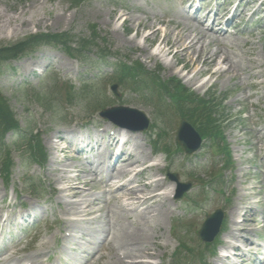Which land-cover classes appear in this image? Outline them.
Instances as JSON below:
<instances>
[{
	"label": "rangeland",
	"instance_id": "obj_1",
	"mask_svg": "<svg viewBox=\"0 0 264 264\" xmlns=\"http://www.w3.org/2000/svg\"><path fill=\"white\" fill-rule=\"evenodd\" d=\"M34 1L0 0V47L17 43L35 32L69 31L72 35L82 38L90 35L92 26H95L99 35L97 44L101 46L104 41L108 45L106 47L109 48L108 51L112 58L103 61V63L95 64V67L92 68L80 59L70 57L63 49L43 46L32 54L7 62L2 67L0 92L8 99L19 123L25 128L24 133L27 132L28 134L31 130L32 133H41L40 137L47 148L48 161L43 167L35 163L23 166L22 160L27 155L15 150L12 152L13 168L8 183L2 178L0 170V219H2V222L0 221V264L1 260L9 255L12 258H19L34 252L43 241L48 240L50 242L51 249L53 248L50 253L54 251L55 245L61 247V244L65 242L66 231L62 220L70 216L64 214L65 201L61 199L59 191L66 185H74L75 181L72 177L70 180L59 181L51 168L54 167L57 172L62 173L65 164H71V176L77 174L91 181L90 177L81 172L86 168V164L83 162L84 157L90 156L93 161V168H96L98 174L106 180L103 184H107L109 179L116 182L120 180L115 175L110 178L109 173H107L109 168L105 167L108 155L104 150L101 149L99 152L94 150L80 156L73 151L62 150L67 142L57 138L56 133L59 131L65 135V131L78 128L80 131L93 135L95 128L102 126L106 128L103 133L109 134V129L112 126V128L116 127L111 121L100 116V112L96 109L98 103L92 102L94 100L92 91L85 93L84 96L82 94L83 97H78L79 99H74L69 107L62 103L68 100L66 97L61 98V103H53L49 109L43 107L33 98V93L34 91L45 92V88L51 85L55 77L77 87L81 86L83 80H87L88 84L96 90L99 97L98 102L101 104L108 105L107 107L124 104L138 108L152 122L149 129L142 132L134 131L133 135L139 138L141 144L135 151L138 153L137 149L143 148L145 152L139 153L141 155L153 151L148 162L161 165V171L155 174L153 171V175L166 183L165 188L171 195L166 206L170 205L173 213L169 217L164 216L160 219L165 239L160 240L162 245L157 247L156 252H159L161 257L152 256L146 258L147 260L151 261L152 264H203L204 261L207 264H218L219 252L222 251V244L225 245L224 235L226 232L229 233L231 229V211L238 204L242 190L244 193H251V189H242V187H247L253 181L255 182L253 179L255 176L260 185L256 189L257 194L254 198L257 201L258 222L255 225V231L249 235L255 240L257 247L264 246V85L257 87L250 85L254 82L257 83V81L264 82V78H255L253 75L249 77L248 75L251 63L254 66L255 58L264 60V18L261 19L260 15L258 18L254 16L248 20L249 14H246L230 22L232 23L231 26L236 27L232 28V31L236 33L230 37L234 47H230L225 52H229L232 60L239 66L246 67L245 70H240V75L233 79H228V75L213 76L207 81L210 74H204L194 85L183 74L186 73V70L193 71L201 64L197 63L192 68L182 72H179L180 66L183 65L182 62L173 68L167 67L165 62L172 61L171 56L162 58L154 55L159 50L152 40H146V36L150 32L148 25L155 21V17L156 19L165 18L169 13L170 18L176 21H184L183 14H181L184 8L188 10L189 14H193L196 5L185 7L182 6L180 0H85L76 6L73 0H38L35 4ZM220 1L222 2V0ZM202 2L204 3V1ZM214 4L215 2L211 7H214ZM57 15L61 16L58 20L56 19ZM18 16L24 18L32 16L35 19L45 17L46 22L26 24L21 27L19 21L7 20V18ZM228 17V14L225 15L223 21L226 22ZM198 18H201V15H198ZM157 25L162 27L156 36L158 39L162 37L164 27L162 24ZM204 26L210 27V23L206 19ZM198 31L196 30L195 33ZM104 36L105 39H103ZM132 38L134 41L131 40ZM245 39L254 42L255 47H252L250 42L246 43ZM215 44L221 46L219 42H215ZM211 48L214 46L211 45ZM96 50L94 49L90 54L91 58H96ZM117 58L121 61H117ZM137 60L141 61L147 70L154 72L161 80L181 79L182 83L196 92L197 95L213 93L217 102L222 100L218 110L223 114V117L220 118L218 124L223 128L224 144L231 151L232 163L230 165L225 164L228 158L226 155L218 154L216 157L213 150L205 153V155H190L191 157L187 158L184 157L183 153L175 151L174 130L179 126L181 115H175L177 109L174 105L169 108L168 116L158 118L154 103L145 101L142 97L143 94L132 91L130 87L113 77L116 64H120L122 61H127L129 64ZM28 62L35 63L29 71L27 70ZM88 62H93V60ZM209 68L214 69V66L210 65ZM262 69L264 70V65ZM241 75L247 76L245 84L240 79ZM201 83L206 84L203 88H198L197 85ZM247 83L250 87L246 85ZM113 84H118L117 93H114L110 88ZM248 94H252V97L244 100L241 105H237L238 102L233 101L243 99ZM215 104L218 105L216 102ZM99 106L101 105H98V108H100ZM200 122H204V120L202 119ZM117 129L119 128L117 127ZM256 129H262L260 140H258L257 132L254 133ZM16 136L18 137L13 132H9L7 140L17 142L19 140ZM23 141L26 143V139ZM160 141H162V147L166 143H170L176 154L171 158H167L162 153L154 154L156 152L154 146ZM97 153L100 154L97 155ZM110 159L115 164L114 159L111 157ZM110 159L108 165L111 164ZM208 164H211L210 171L207 167ZM97 166H101L103 169H98ZM168 166L170 167L168 168ZM168 170L179 173L181 181L192 183L189 195L177 199L173 193H170L172 185H169L170 179L165 176ZM241 170L248 171L245 175ZM221 173L223 182L218 184V188L221 190L214 192L212 189H207L205 181L211 180ZM241 173L244 176L241 177ZM129 177L130 174L124 176V179ZM218 178L216 177L214 180L217 181ZM244 179H247L248 182H242ZM140 183L141 181H135V185ZM33 184L37 189L33 190ZM95 187L89 190L87 194L98 197V200L103 202V206L105 203L108 204L111 209L107 208L106 210L110 214L114 213L113 210L121 205L113 198L110 187L104 186L101 189ZM84 188L87 189V187ZM127 204L128 201L125 202L126 207H128ZM222 206L227 208L228 215L226 229L217 242L219 249L212 253L202 252L203 248L200 244H204L197 237V229L205 217L203 215ZM24 209L38 210L42 217L38 216L40 220L37 226L20 231L25 225L29 226L32 221L20 218ZM106 210L102 211L100 215L104 218L93 219L94 216H91L79 221L76 232L84 228L90 236L101 238V233L96 231L104 225V219L107 220L105 217ZM138 213L130 212L129 214L133 218ZM199 214L198 222L193 223L192 220ZM249 214L250 212L247 213V216ZM6 219L9 220L4 222ZM11 231H14V234ZM85 238L78 240L86 244L88 237L85 236ZM70 240L72 237L71 239L68 238V241ZM182 241L186 243L187 249H190L189 252L185 251V246L179 248ZM49 251L43 255L44 260L47 259ZM110 251L109 247L102 245L101 253H104L105 256L98 258L93 264H115L109 260ZM107 260L109 261L106 262ZM112 260L114 261V257ZM21 264L26 263L21 262Z\"/></svg>",
	"mask_w": 264,
	"mask_h": 264
},
{
	"label": "bare ground",
	"instance_id": "obj_2",
	"mask_svg": "<svg viewBox=\"0 0 264 264\" xmlns=\"http://www.w3.org/2000/svg\"><path fill=\"white\" fill-rule=\"evenodd\" d=\"M36 2H38V0H35L34 4ZM181 2L193 3L195 0H181ZM231 4L232 0H225L219 5L216 12H213L209 8H205L204 6L206 12L205 17H210L212 24L221 26L223 23L221 14L223 12L230 13V19L228 20L230 21L246 14L247 11L251 9L252 5L255 6V9L251 13V17L264 11V1L259 4V0H240L239 5L232 13L230 9ZM200 10H203V7L197 8L196 12ZM181 14H183L184 21H176L173 18H170V14L168 13L165 18L156 19L155 17V21L148 25L150 32L149 35L146 36V40H152L155 43L159 50L156 55H160L162 58L170 56L172 58V61L165 62L167 67L173 68L182 62L183 65L180 66L179 69V72H182L185 69H190L197 63H200L201 67H196L193 71L183 74V76H186L188 81L194 85L197 84L198 79L206 73L210 74L211 77L228 75V79H233L240 75V70H245V66H239L232 60L229 54L224 51L225 49H228L227 47L233 46L232 41L228 42L226 28L223 33H217L210 28L204 27L202 21L197 19L194 14H189L188 10H183ZM116 17L119 16L116 15ZM60 18V15L56 16L57 20ZM7 20L14 22L19 21V26L21 27L26 24L29 25L46 22L45 17L35 19L32 16L29 18L18 16L7 18ZM157 24H162L164 27L163 35L158 39L156 36L162 30V27ZM200 26L203 28H200ZM196 30L199 31L195 33ZM131 40L134 41L133 38ZM215 42H221L222 46L216 45ZM245 42H250L251 46L255 47L254 42L249 41L248 39H245ZM211 45L214 46V48H211ZM144 49L147 50V48ZM218 59L221 60L220 63L218 62ZM254 60V66L251 64L248 75H253L255 78H264V70L262 69L264 60L261 61L260 58H255ZM34 65L35 63L28 62L27 70L29 71ZM210 65H213L214 69H210ZM240 79L243 83L246 80L245 77H241ZM205 84L206 83H202L197 86L198 88H203ZM250 85L255 87L264 85V83L257 82ZM250 96L251 95L249 94L246 98H249ZM241 100L242 99H235L233 101L240 103ZM262 129H256L254 132H257V135L259 136L258 140L262 137ZM76 131V129H69L65 131V135L62 134L63 132L61 131L56 133L57 138H60L61 141L67 142L62 150L66 152L74 151L78 148V145L85 146L86 144H91L92 141H99V147H103L102 150L108 152L107 163L109 162L110 157H113L112 159L117 163L115 165H108L106 163L105 168H109L107 173H109L110 178L115 175L116 178L122 179L118 182L109 179L107 183L110 187V191L113 193V198L119 202L121 206L118 207L116 205L118 208L113 210L114 213L110 214L109 211L106 210L107 208H109V210L111 209L108 204L105 203V206H103V202H100L98 197H93L92 195L87 194L89 189H85L84 187L100 185L103 182L102 178L99 179L97 169L93 168V161L89 157L87 163L91 164V167L84 169L81 172H84V174L90 177L91 181H88L85 177L76 176V174V177H74L75 184L71 186L66 185L63 188H60L59 191L60 197H62L61 199L65 201V208L63 210L64 214L70 216L67 219H63L65 225L64 229L65 231H69L67 242L63 247V254L67 256L70 264H87L88 262L93 264L98 258L105 256L104 253H101V246L106 245L111 250V257L109 260L115 264H152V262L146 258L152 256L161 257V254L156 251L157 247L159 245L161 247L162 245L160 240L165 239L160 219L164 216L169 217L173 213L171 206H166L167 202L170 201L169 192L165 188L166 183L155 178L153 175V171L154 174L160 171V166H154L148 163L150 157L149 154L141 155L135 151L137 147L141 146V144L139 138L135 137L130 131L117 129L116 134L113 138L111 137L110 143L107 142V144L106 142L103 143L101 141L102 134L100 132L95 134V139L93 140L90 137H85V134H76ZM68 134H73V137L69 139L66 138V135ZM119 137L124 139V143L120 149H116L119 144V141H117V138ZM83 149L84 148H78L76 151L78 154H81ZM99 154L100 153H97V155ZM97 168L99 169L102 167L97 166ZM51 170L55 172L59 181H63L64 179L70 180L71 175L69 173L71 171V164H65L62 173L57 172V169L54 167L51 168ZM243 173L245 172L243 171ZM243 173H241V177L244 176ZM128 174L131 176L124 179V176ZM144 180H146V182H143ZM135 181H141V183L135 185ZM242 182H245V179ZM169 185H171V183H169ZM251 188L256 189L257 185L254 183ZM256 193L257 192H255V194ZM245 195L246 193H242L239 196V198L242 199V202H247V197ZM126 201H128V207L125 206ZM244 209L245 208L238 203L231 212V229L229 233H226L225 235L226 243L224 245L228 253L220 255L221 257L218 259V264H247L250 260L248 253L251 251L241 249L239 244L246 245L248 249L254 247L255 242L252 241L251 238L249 239V235H247L248 232H253L254 228H246L249 225L246 223H256V219L254 216L243 218V216L246 215L242 212ZM105 210V217H107V220L105 221L104 219V225L96 231L101 233V238L90 236L85 232L84 228H81L76 232V226L79 221L88 219L91 216H94L93 219L101 218V212ZM130 212L139 213L132 218L129 214ZM37 213L38 210H35L28 215L36 216ZM238 217L243 219L238 220ZM7 220L9 219H6L4 222ZM0 221L2 222V219H0ZM243 225L245 227H242ZM78 233L81 234L76 235ZM85 236L88 237V242L86 244L83 241L78 240L80 238L86 239ZM71 237L72 240H70V242L68 241V238L71 239ZM72 246L78 248V250H72ZM51 247L50 242L46 240L43 241L34 252L19 258H4L3 262L6 264H20L21 262H26L27 264H41V257L46 254ZM259 250L260 258L256 260L255 263L264 264V247ZM233 251H240L242 253V262L241 260H237L235 255V259H231L229 253ZM96 255H98V258H96ZM87 256H89V259L86 258ZM84 257L85 260L82 263ZM113 257L114 261L112 260Z\"/></svg>",
	"mask_w": 264,
	"mask_h": 264
},
{
	"label": "trees",
	"instance_id": "obj_3",
	"mask_svg": "<svg viewBox=\"0 0 264 264\" xmlns=\"http://www.w3.org/2000/svg\"><path fill=\"white\" fill-rule=\"evenodd\" d=\"M75 5L81 4L85 0H73ZM92 33L88 36L78 38L71 34V32H61V33H34L30 34L24 40L17 42L15 44H10L6 46L0 47V69L2 64L6 63L7 61L18 59L23 57L27 54H30L37 50L40 46L43 45H51L54 47H60L64 51H66L69 55L73 57H80L84 58L85 60L89 57V52L92 51L95 46H97V50L100 55L103 53L102 57L106 58L104 55V51L101 47L97 44V40L99 39V35L97 34L95 26H92L91 29ZM101 57V56H100ZM96 61V60H95ZM123 69V68H122ZM132 71L136 72L132 77L136 80L139 78V83H141V87L147 85L148 80L151 79L150 76L145 75V70L141 68V65L136 64L134 68H131ZM140 86V85H139ZM181 85L177 83L173 86L172 90H169L170 87H161V91L163 88L166 89V92H163L161 97H164L165 94L169 95L173 101L176 109L180 113L181 116L185 118L191 119L195 124L201 121L202 119L204 122H200L199 128L203 134L207 136L214 135L215 137L218 136L216 131L218 130V125L216 120L213 118L214 114L216 113L212 108L210 101L205 99H200L198 97L192 96L189 94L188 96H184L181 94L184 90L181 89ZM138 87V88H141ZM60 87H58L56 80L54 81L53 85L46 89L45 92L39 93L34 92L33 96L36 101H38L41 105L46 108H50L51 104L57 101L60 94ZM164 95V96H163ZM72 98V97H71ZM148 100V98L146 97ZM149 100H152L149 98ZM212 108V109H211ZM19 123L17 118L15 117L11 107L8 105V102L0 95V139L3 141L5 134L11 130H18ZM34 138L31 137L30 140ZM35 140V139H33ZM5 145V144H4ZM30 148V155L31 159L34 161H45L46 154L43 153V149L39 140H35V143H29ZM2 151L6 152V147L2 145ZM5 149V150H4ZM2 155V152H1ZM5 163V159L3 160ZM8 164V162H6ZM7 170V171H6ZM6 170L4 175L6 178L9 177L10 171L8 165L6 166Z\"/></svg>",
	"mask_w": 264,
	"mask_h": 264
},
{
	"label": "water",
	"instance_id": "obj_4",
	"mask_svg": "<svg viewBox=\"0 0 264 264\" xmlns=\"http://www.w3.org/2000/svg\"><path fill=\"white\" fill-rule=\"evenodd\" d=\"M116 110H119V109H112L109 111H104L102 114L105 116L111 117L110 114ZM122 110L133 113L137 115L140 119H142L143 123L140 126L141 129L148 127L149 121L146 119V117L141 112L137 111L136 109H129V108L127 109L123 108ZM114 120H116V122H119L118 119L114 118ZM177 139L184 146L187 152H192L195 149H197L200 146L201 141H202L201 136L195 130V128L185 120L181 122V125L177 133ZM221 219H222L221 210H218L215 214L211 215L208 218V220L205 223V229L201 231V235L204 239L208 241L213 240L215 234L217 233L219 229Z\"/></svg>",
	"mask_w": 264,
	"mask_h": 264
}]
</instances>
